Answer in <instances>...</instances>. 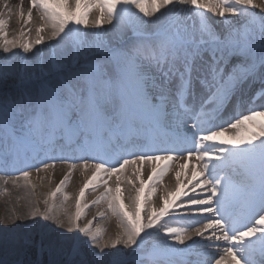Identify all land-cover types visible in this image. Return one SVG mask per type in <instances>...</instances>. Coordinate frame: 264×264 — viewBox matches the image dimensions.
I'll list each match as a JSON object with an SVG mask.
<instances>
[{
  "label": "snow or ice",
  "instance_id": "snow-or-ice-1",
  "mask_svg": "<svg viewBox=\"0 0 264 264\" xmlns=\"http://www.w3.org/2000/svg\"><path fill=\"white\" fill-rule=\"evenodd\" d=\"M0 5V55L6 58L19 49L27 59L37 46L57 41L49 45L53 53L71 44L74 62L67 68L53 60L51 67L66 73L57 83H43L35 94L23 93L15 101L0 103V161L4 162L0 168L21 153L39 157L46 149L66 147L90 154L92 161L67 162L70 170L43 201L46 210L40 212L37 206L9 223L39 218L64 229L49 201L61 194L67 203L70 197L64 190L79 167L92 175L79 191L74 215L68 216L66 231L78 235L58 234L60 244H72L66 264L77 258L78 264H88L82 249L97 260L107 258L108 264H172L177 253L198 256L200 248L210 257L218 254L212 264H264V109L242 114L237 100L232 115L221 122V113L247 81L261 84L252 103L264 99V54L257 56L258 51L264 53V15L250 11L264 13V0H28L26 13L22 0L15 9L4 0ZM33 11L40 25L35 27V38L27 39ZM12 14L23 21L26 31L10 40L9 20L4 17ZM206 14L221 19L222 32L214 29ZM105 25L113 26L116 39L123 29L131 28L134 39L110 47ZM83 29L95 30V40H85ZM93 52H103L108 63L91 62ZM80 58L84 63L76 68ZM33 75L27 65L17 70L0 64V86ZM194 84L204 98L199 114L192 110L189 115L184 100L194 95ZM141 126L163 136V144L145 142L139 145L143 151L120 155L128 148L124 141H131ZM161 162L166 163L160 166ZM145 165L149 166L146 181L142 179ZM55 167V161L45 162L36 166V172ZM129 169H133L131 177L123 183L135 190V196L126 207L120 184ZM170 169L175 173V190L166 189L154 204L152 197ZM185 169L191 176L184 177L186 184L181 180ZM31 175L30 171L13 179L0 175V184L31 189ZM112 178L115 188L109 186ZM99 188L104 190L99 197L81 204L86 191ZM8 194L0 190V195ZM102 202L119 227L118 234L107 240L106 230L93 228L92 220L78 225L86 209ZM104 218V212L97 217ZM0 226L7 227L3 220ZM160 237L165 238L163 244L145 253L146 241ZM0 245L34 248L36 264H44L45 254L48 264H58L54 253L59 251L53 243L46 245L43 235L36 242L31 233L20 236L14 228L0 232ZM109 249L111 254L106 252ZM196 264H207V258Z\"/></svg>",
  "mask_w": 264,
  "mask_h": 264
},
{
  "label": "bare ground",
  "instance_id": "bare-ground-1",
  "mask_svg": "<svg viewBox=\"0 0 264 264\" xmlns=\"http://www.w3.org/2000/svg\"><path fill=\"white\" fill-rule=\"evenodd\" d=\"M24 1H27L25 4ZM5 3H9L11 7L14 9L21 5V0H4ZM257 3H259V0H256ZM24 3V4H23ZM23 9L25 13L27 12L28 8V0H22ZM2 7V5H0ZM135 11V10H133ZM189 12H191V9H188ZM254 11L257 16L264 15V13H260L259 9L256 10H250ZM137 16H140L139 13H136ZM95 14L93 13V16ZM208 16V20L210 23H212L214 29L217 32H222L224 28V24L221 22V19L219 17L211 16V14H206ZM9 20V24L6 26V30L8 32V39H16L17 37H20L21 31L25 29V26L23 24V21L19 19L18 16L15 14H12L10 17L5 16ZM141 19H145L142 16H140ZM154 19V18H153ZM225 20L230 21H236L237 18L235 17H225ZM40 25V21L36 19V13L33 11V19L32 22L29 24L28 27L32 28L31 32L27 33V36L24 38L27 39H34L35 38V27ZM239 26V25H237ZM91 31H95L90 29ZM104 30L107 31V35L105 36V40L108 42L110 47L116 48L121 47L126 44H131L132 40L134 39L133 32L131 28H125L122 30V33L120 34L119 38L116 39V31L113 29L112 25H105ZM151 30V29H149ZM22 42V40L20 41ZM49 45H57V41H48ZM62 48L57 47L54 53V57L56 58L55 61L63 62V64L67 63V61L70 59L71 53L68 50H61ZM51 51L48 50L47 47H44L40 49L37 47L34 49L33 53L28 54V58L26 59L24 55L20 52L19 49H14L13 53L8 54V56L4 59L6 61L11 60H17L19 59L22 63L25 62L27 67L29 68L30 72L35 74L36 72L43 71V73L46 71V73H50L53 71V68L51 67L53 62V57L50 53ZM258 54H263L262 52L258 51ZM100 53L96 52L95 56H99ZM46 58H45V57ZM34 58L37 63V71L35 72L34 68H32L30 65V61ZM17 61H14L15 63ZM236 61H233L235 63ZM68 65V64H65ZM263 70H261L262 72ZM264 73V72H262ZM51 74V73H50ZM196 75V73H194ZM57 76L51 75V77ZM54 80V79H53ZM52 80V83H56L55 79ZM37 82V81H36ZM261 88V84L259 80L256 81H247L245 84L242 85V87L238 90L237 94L233 97L232 101L227 105V107L223 110L221 113V122H224L229 118L233 111L234 107L237 103V100L241 102L240 111L242 114H248L249 109H256V110H262L264 109V101L263 102H255L252 103V98L256 95L258 92L257 89ZM258 89V90H259ZM25 93L29 94L33 91H24ZM192 96V100H194L197 103H201V100L203 97V91L200 89L198 84H194V95ZM20 96H16L13 98L12 101H15ZM261 100V99H260ZM196 108V107H195ZM198 109H200V106H198ZM191 111V110H188ZM191 114V112H190ZM189 114V115H190ZM155 143L157 144H163V136L157 137L155 140ZM134 151H139L138 149H132L128 150L125 153H121L120 155H123L124 157L130 156ZM90 154L80 151L78 149H72V148H64L60 149L57 148L54 152L50 149H46L44 153H41L39 157H37L35 154L29 157H25L23 153H21L17 158L10 159L7 163V165L3 168H0V175H4L7 179H13L16 175H22L24 171H30L32 173L30 178V183L32 184L31 189H25L23 187L21 188H13L11 184L9 185H3L5 190L9 193L7 196L0 195V220H3L7 227L1 228H7L8 230H12L14 228L19 229L20 232L23 230L22 228L26 226V221H17L15 225L9 223L10 219H14L15 216H23L30 211H32L35 207H39V210H43L45 208V204L43 201L47 199L51 192L55 191L57 185L60 183V181L64 178V176L68 173L70 170L67 166V162H76L77 164L83 163L87 160V162L91 163L92 161L88 159V156ZM61 157L64 158L65 162L61 161ZM55 161L56 167L54 169H49L47 173H39L36 172V166L40 165L42 166L43 163L48 162L51 163ZM0 163H4L3 161H0ZM166 162H161L160 166H164ZM138 167L133 166V168ZM148 165L144 166L143 172H142V179L145 181L147 180V176L149 174L148 172ZM133 169H129L125 172L124 176L121 177L122 183L120 184V187L122 189L121 196L123 197V202L125 206L127 207L131 203V198L135 196V190L131 188V186L126 185L123 183V181L126 178L131 177V171ZM83 172V174H82ZM222 175L225 173H221ZM92 175L91 171L84 172L83 169L77 168L75 172H73L70 182L66 186L64 190V194L68 195L70 199L65 204L63 202V196L61 194H58L54 201H49L50 204L54 206V215L65 224V228L67 229V223H68V216L74 215L75 213V202L76 198L79 196V191L83 187V185L87 182V179L90 178ZM185 176H188V178H191L190 172L188 169H185L184 174L181 176V180L183 183H187V181L184 179ZM23 183V182H21ZM175 173L171 169L169 170L168 174L165 175L161 182V186L156 190L155 194L152 197L153 203H159L158 197L163 196L165 194V190L174 191L175 190ZM0 184V190H2ZM109 186L115 188L117 185L115 183V178H112V180L109 181ZM139 186V185H137ZM24 189L29 192V196L24 195ZM187 191V189H184ZM103 188H99L96 191H92L89 189L85 193V197L81 200V204H91L93 200H95L97 197H99L103 193ZM147 194V185L145 187V193L141 196V202L144 200V196ZM107 205L105 203L99 204L95 210L91 211L90 209L85 210V215L82 220L78 221V225L80 227L85 226L89 220L93 221V228H102L105 229L106 232L104 234V239L107 240L109 238H114L118 232V220L115 216H112L110 213H107L106 211ZM101 212L105 213L106 218L104 219H97L99 217V214ZM143 214V213H142ZM28 221V220H27ZM48 224L52 225L50 222H47ZM186 223V222H185ZM59 231L58 229H53L52 232ZM189 231H191V228H189ZM67 232V231H66ZM78 234L73 232V237H76ZM164 237H160L157 239H150L146 241L145 244V253L148 251H155L154 246H160L164 242ZM188 244H191L192 242H187ZM207 243V241L203 242ZM12 247V246H11ZM177 248L186 247L185 246H175ZM93 252H96L97 250L92 249ZM113 250H106L109 254H111ZM121 251H126L121 248ZM199 255H192L185 257L181 253H177L172 264H196L197 261L204 260L207 258V264H212V260L214 258H218V254H216L214 257H210L207 255V250L200 248L196 250ZM127 252V251H126ZM102 255V254H101ZM143 255V253L141 254ZM257 260L259 261V256L257 255ZM84 259L88 262V264H108L107 258L97 260L93 258L90 255H87L84 257ZM78 264V262L76 263ZM144 264H147V261L144 262Z\"/></svg>",
  "mask_w": 264,
  "mask_h": 264
},
{
  "label": "rangeland",
  "instance_id": "rangeland-1",
  "mask_svg": "<svg viewBox=\"0 0 264 264\" xmlns=\"http://www.w3.org/2000/svg\"><path fill=\"white\" fill-rule=\"evenodd\" d=\"M26 4L27 1H24ZM23 3V4H24ZM95 14V13H94ZM7 19L6 17H4ZM32 22V21H31ZM83 33H86L84 35V39L92 42L95 40V35L94 31H91L90 29H83ZM14 39V38H12ZM10 39V40H12ZM40 49L47 47L48 50H50L51 55L53 59L55 60L56 58L54 57L53 50L49 47V42L47 41L46 44L37 46ZM119 48V47H116ZM61 50H68L71 53L70 59L67 61L68 65L63 64L61 62L62 60L59 61L60 64L64 65L67 68H71L73 65V49L71 47V44H68L64 47H62ZM98 53V52H97ZM99 56H95L96 52H93L89 56V60L94 63H100V64H107V58L104 56L103 52H99ZM45 57V56H44ZM46 58V57H45ZM14 61H17L13 63ZM11 60V61H6L3 57V55H0V64L5 65L6 67H12L15 69H19L21 65H26L25 62L22 63L19 59L17 60ZM32 68H34L35 72L37 71V63L34 58L29 62ZM84 63V59L80 58L79 62L76 63V68H79L81 64ZM51 73V74H50ZM46 73V71L43 73V71L36 72L31 79H29L27 76H25L23 81H20L19 77H16L15 79L9 81L6 85L0 86V103L8 101V100H13L16 96H21V94L25 93L24 91H33L29 94H35V92L40 88L41 84L43 83H49L52 84V80L57 79L56 83L58 82V79L60 76L65 75L63 71H56L53 69L52 72ZM57 75L51 77V75ZM53 80V81H54ZM37 81V82H36ZM263 102V101H260ZM2 190H5L3 185H1ZM8 191V190H7ZM24 195L29 196V192L24 189ZM97 207V206H96ZM96 207L91 208L90 210L93 211L95 210ZM45 210V208L43 209ZM40 212H44L40 210ZM3 227V226H2ZM23 230L20 232L19 230V235L24 236L28 233H31V237L34 241L38 242L41 239V235L44 236V241L45 244L48 245L49 243L55 244V247L57 251H59V255H56L54 253V259L58 261V264H66L69 255L71 253L72 249V244L71 242L65 243V244H60L59 239H58V234H63L65 237H73V233H68L66 232V228L64 229H58L59 231L52 232L53 229H57L54 226H51L48 224L46 221H42L39 218H36L34 220H28L26 221V226L22 228ZM51 230V231H50ZM12 230H8L7 228H1L0 232H11ZM81 239H84L81 237ZM127 251V250H126ZM125 251V252H126ZM83 252V257H86L88 254L87 249H82ZM127 254V252H126ZM49 257L47 254L43 257L44 264H48ZM79 261V258H77V261L74 262L76 264ZM37 262V257L35 253V249H24V248H13L10 245H0V264H36Z\"/></svg>",
  "mask_w": 264,
  "mask_h": 264
}]
</instances>
